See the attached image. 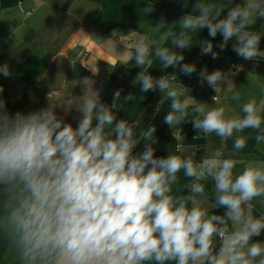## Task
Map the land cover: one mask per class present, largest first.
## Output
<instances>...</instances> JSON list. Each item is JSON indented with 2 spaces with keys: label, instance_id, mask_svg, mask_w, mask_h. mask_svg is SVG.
I'll use <instances>...</instances> for the list:
<instances>
[{
  "label": "clouds",
  "instance_id": "obj_1",
  "mask_svg": "<svg viewBox=\"0 0 264 264\" xmlns=\"http://www.w3.org/2000/svg\"><path fill=\"white\" fill-rule=\"evenodd\" d=\"M188 3L184 0V7ZM230 3L196 0L178 25L169 27L163 18L151 24L152 32L162 33L159 41L141 33L132 52L142 69L133 83L141 93L163 94L157 112L169 103L165 124L175 130L190 120L197 138H220V148L199 161L195 152L157 157L154 127L140 129L137 136L139 119L116 118L117 110L135 97L116 90L106 104L92 82L88 94L87 79L82 98L63 102L65 111L75 106L82 113L75 127L58 117L54 106L10 115L0 99V235L15 250L18 264H264V243L252 242L264 232V215L250 212L254 200L264 202V164L249 162L237 172L239 162L224 152L228 140L237 151L249 140L264 145V97L240 104L242 115H229L224 106L197 102L188 88L173 83L175 75L157 79L149 72L158 60L162 68L179 67L191 75L196 66L182 64L184 55L176 49L189 48L204 28L209 37L220 34V50L235 38L236 55L255 60L264 32L251 26L264 19V0ZM142 10L148 14L153 9L148 4ZM199 44L202 55L217 58L211 40ZM0 75H11L7 63L0 65ZM200 75L214 92H232L231 99L240 102L228 73ZM212 99L216 105L218 95ZM141 141L143 151L134 154ZM175 151H183L181 144ZM181 172L188 178L185 192L177 188ZM209 180L215 201L211 209L204 183ZM220 207L223 215L212 213Z\"/></svg>",
  "mask_w": 264,
  "mask_h": 264
},
{
  "label": "crops",
  "instance_id": "obj_2",
  "mask_svg": "<svg viewBox=\"0 0 264 264\" xmlns=\"http://www.w3.org/2000/svg\"><path fill=\"white\" fill-rule=\"evenodd\" d=\"M65 2L66 0H23L9 9H2L0 5V29L4 27L5 31H12V41L15 39L17 42L13 49L5 48L0 43V65L7 63L11 70V75L7 78L0 75V86L8 99L15 98L14 105L11 104L8 110L10 115L17 112L27 114L54 106L58 117L75 127L82 114L76 111L75 106L65 111L64 100L71 97L82 98L86 91L85 79L89 80L87 92L91 94V82L93 88L100 91L114 72L119 73L123 68L127 72L130 70L128 62L134 49L130 47V43L124 42L126 38L122 31L115 30L108 35H101L95 24L97 11L89 12L93 11L91 6L80 0H74L65 9ZM70 10L73 13L71 16ZM46 27L50 30H41ZM76 32L82 33L75 34ZM36 34L44 35L43 44L38 43ZM24 35L27 37H21ZM126 37L135 46L138 35ZM33 38H36L34 42L25 45ZM41 50L44 52V73L34 83L26 85L16 68ZM78 64L89 71V76H79L78 72L76 74ZM95 67L97 71L93 73L91 68ZM71 81L73 86H67ZM256 206L264 210L261 201Z\"/></svg>",
  "mask_w": 264,
  "mask_h": 264
},
{
  "label": "trees",
  "instance_id": "obj_3",
  "mask_svg": "<svg viewBox=\"0 0 264 264\" xmlns=\"http://www.w3.org/2000/svg\"><path fill=\"white\" fill-rule=\"evenodd\" d=\"M23 0H0V5L2 9H9L17 6ZM92 3L100 5L101 10L95 18V24L98 28V31L101 35L105 36L112 33L115 30L122 31L123 35H139L144 33L151 36L153 39L159 41V37L162 33H154L151 31L152 25L158 23L161 18L166 21V24L171 27L173 24H177L181 16L192 11L193 5L196 3V0H189L188 6L184 7V0H87ZM74 0H66L64 8L67 9L71 6ZM224 3L226 7L231 6L230 0H220ZM148 4H151L152 11L148 14L143 12V8L147 7ZM234 6V4H233ZM227 14V10L222 12V16ZM152 24V25H151ZM252 30L257 32H264V28H260L257 25H252ZM175 30V29H174ZM4 32L0 30V36ZM222 38L220 34H217L215 38L208 36V29L204 28L200 30L194 36V41L189 48L185 49H176V51L181 52L184 55L183 63H191L194 59L201 53L200 44L201 41L211 40L213 44ZM166 46H171V41L166 42ZM261 52H264V37L261 38L259 45ZM38 56H33L32 58L27 59L23 64L17 66V70L22 74V80L26 85H31L34 83L45 70V63L43 67L33 70L30 68V65L34 59ZM245 62H256L261 66L264 65V57L255 58V60H244ZM1 61V58H0ZM130 67L129 76L121 77L119 79L118 73L114 72L108 80L104 83L101 88L100 95L102 102L110 104L112 102L113 93L116 90H121V96L123 97L122 88L129 90L128 94H132L135 99L128 101L123 109L117 110L116 118L119 119H129L136 120L142 108L152 99L155 91L149 90L148 92L141 93L139 91V85L134 84L133 80L137 74L142 70L140 67L135 65L132 57L128 62ZM179 67L173 68L169 66L168 68H162L160 62L157 60L154 62V65L149 72L154 78H160L165 74H170ZM76 70L79 76H89V71L84 68L81 64L76 66ZM175 83V82H173ZM0 99L5 101V108L8 112L10 107V102L7 95L4 92H0ZM169 111V103H164L160 107V111L156 112L152 121L148 127H154L155 132L151 137L152 147L155 149L154 154L157 157H167L170 154L183 155L175 151L176 144H181L182 147L192 146L195 147V159L197 161L201 160L206 153L207 139H204L202 136L197 138L198 130L194 129L192 122L186 120L182 125L177 126L174 130L172 127L164 123V116ZM95 123V122H94ZM147 127V128H148ZM147 130V129H146ZM251 130H246L248 134ZM215 139H220L219 137L212 134ZM251 135H255L254 132ZM176 137V138H175ZM227 149H232L240 154L258 156L262 161H264V155H260L256 149V144L254 140H249L247 145L242 150L233 149V142L228 140ZM144 149V142L141 141L136 148L133 150L134 154L142 152ZM179 184L177 188L181 192H185L186 189L183 188V185L188 183V178L183 176V173L178 174ZM209 189V186H206ZM225 212L224 208H217L212 210L213 214L223 215ZM253 215L259 216L264 215V212L255 206L253 208ZM252 242H264V232H261L258 236L252 237ZM0 264H18L17 254L14 249L10 248L6 237L0 235Z\"/></svg>",
  "mask_w": 264,
  "mask_h": 264
},
{
  "label": "rangeland",
  "instance_id": "obj_4",
  "mask_svg": "<svg viewBox=\"0 0 264 264\" xmlns=\"http://www.w3.org/2000/svg\"><path fill=\"white\" fill-rule=\"evenodd\" d=\"M81 2H86L89 6H91V10L89 12L96 13L94 11H97V15L99 14L101 7L100 5L96 3H88L87 0H80ZM242 0H233L234 6L237 4H241ZM82 4V3H81ZM23 16V14H21ZM93 15V14H92ZM95 15V14H94ZM21 25V24H20ZM255 25L259 26L260 28H264V19L258 20ZM6 28H1L4 33L0 36V43L5 46V48L10 47L13 49L14 45L17 44L15 42V39L12 41V31L7 30ZM42 31L46 32L47 30H50L49 27H46L45 29H41ZM29 30H27L28 32ZM26 32V33H27ZM122 33V32H121ZM21 37H27L26 35ZM35 37L38 40V43L40 44L44 43V35L36 34ZM36 38H33V40H30L25 43V45L34 42ZM125 43L129 44L130 47H134L133 44L128 41V37L125 36ZM222 38L218 39L214 43L213 51H217L219 54L216 59H212L210 55H202L201 53L194 59L193 62L188 64H194L196 66V70L191 75H184L180 72L179 68L173 71L172 73L168 75H175L178 80L174 81L176 85L179 86V84H183L187 87L192 88L194 91V94L191 95L197 102L200 103H206L209 106H224L226 109V113L229 115H242L240 112V104L247 102L249 99L255 98L260 99L261 97H264V65L257 67V66H251L248 65L247 62L243 61L240 57L236 55V53L232 50V46L235 42V38L229 41L228 45L223 49L220 50L217 46L221 42ZM33 51V50H32ZM44 52L39 51L37 53L38 58L34 59L32 64L30 65V68L33 70H37L44 65V60L42 59ZM27 55V54H26ZM259 57H264V52H261ZM257 58V57H255ZM216 70H221L225 73H228L229 79L233 83L232 85V91H239L240 92V102L237 103L236 101H233L231 99L232 92H229L227 95H225L223 89L216 93L211 88L208 87L206 82H202L200 73L202 71H206L208 73H211ZM120 72L118 73L119 79L124 75V77L129 76V72L126 71L125 68L120 69ZM77 74V71H76ZM123 74V75H120ZM67 86L72 87L73 83L72 81L67 84ZM1 87V86H0ZM226 87V85H225ZM129 89V88H128ZM126 88H122L123 96L127 95L129 93V90ZM162 93L157 90L152 97V99L142 108L141 113L137 119L140 120V124L137 126V136H139L140 129L146 130L149 126L150 122L152 121L156 111V105L160 101L162 97ZM218 95V102L215 105V101H213L212 97ZM10 106L11 104L14 105L15 98L9 99ZM55 110V107H54ZM82 114V113H81ZM81 118V116H80ZM246 134V133H244ZM220 139H215L212 134L208 136L207 145H206V152L210 153L211 151H214L218 148H220ZM232 141V140H231ZM183 155L191 154L192 152H195L196 148L192 146L188 147H182ZM256 149L260 155H264V145L257 146ZM225 156L227 158H233L237 160L239 163L236 166V169L234 171H240L243 169L244 165L249 162H257L264 164V161H262L258 156H250V155H243L240 153H237L236 151L232 149H227V143L224 147ZM205 183V193L207 195V203L209 208L211 209V206L214 204V191H213V185L212 182L206 181ZM209 186V189L206 187ZM259 202V200H257ZM255 200L252 202L250 212L253 214V208L256 206L257 203ZM264 205V202H262ZM223 208V207H221ZM258 208H260L258 206ZM264 209V208H263ZM214 210V209H212ZM211 210V211H212ZM264 211V210H262Z\"/></svg>",
  "mask_w": 264,
  "mask_h": 264
},
{
  "label": "water",
  "instance_id": "obj_5",
  "mask_svg": "<svg viewBox=\"0 0 264 264\" xmlns=\"http://www.w3.org/2000/svg\"><path fill=\"white\" fill-rule=\"evenodd\" d=\"M248 65L257 66V67H260L261 66L259 63H255V62H248Z\"/></svg>",
  "mask_w": 264,
  "mask_h": 264
},
{
  "label": "built area",
  "instance_id": "obj_6",
  "mask_svg": "<svg viewBox=\"0 0 264 264\" xmlns=\"http://www.w3.org/2000/svg\"><path fill=\"white\" fill-rule=\"evenodd\" d=\"M182 85H183V84H182ZM183 86L189 89V94H190V95H193V94H194V91L192 90V88L187 87V86H185V85H183Z\"/></svg>",
  "mask_w": 264,
  "mask_h": 264
}]
</instances>
